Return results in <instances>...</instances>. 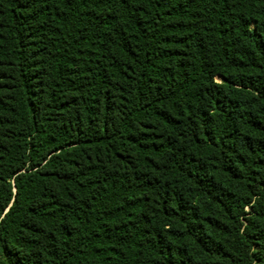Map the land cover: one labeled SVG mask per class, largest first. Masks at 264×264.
<instances>
[{
  "label": "trees",
  "instance_id": "16d2710c",
  "mask_svg": "<svg viewBox=\"0 0 264 264\" xmlns=\"http://www.w3.org/2000/svg\"><path fill=\"white\" fill-rule=\"evenodd\" d=\"M0 264H264V0H0Z\"/></svg>",
  "mask_w": 264,
  "mask_h": 264
},
{
  "label": "rangeland",
  "instance_id": "374dc122",
  "mask_svg": "<svg viewBox=\"0 0 264 264\" xmlns=\"http://www.w3.org/2000/svg\"><path fill=\"white\" fill-rule=\"evenodd\" d=\"M219 80V79H218Z\"/></svg>",
  "mask_w": 264,
  "mask_h": 264
}]
</instances>
